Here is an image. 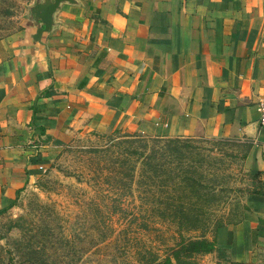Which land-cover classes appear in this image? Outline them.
Segmentation results:
<instances>
[{
  "label": "crops",
  "instance_id": "obj_1",
  "mask_svg": "<svg viewBox=\"0 0 264 264\" xmlns=\"http://www.w3.org/2000/svg\"><path fill=\"white\" fill-rule=\"evenodd\" d=\"M77 1L46 48L0 40V212L79 130L240 142L264 173V0ZM244 210L215 237L233 260L264 244V196Z\"/></svg>",
  "mask_w": 264,
  "mask_h": 264
},
{
  "label": "rangeland",
  "instance_id": "obj_2",
  "mask_svg": "<svg viewBox=\"0 0 264 264\" xmlns=\"http://www.w3.org/2000/svg\"><path fill=\"white\" fill-rule=\"evenodd\" d=\"M31 1L0 0V40L27 29L25 6ZM111 133L79 130L47 155L40 172L0 212L1 264H139L143 256L162 259L172 236L212 239L217 227L242 220L247 194L264 192L245 169V144L186 139L196 147L191 160L196 162L199 186L192 196L178 194V199L168 200L187 209L175 219L171 209L166 210L168 201L161 205L150 196L158 190L133 184L131 190L128 184L109 182L113 177L126 181L123 172L115 173L108 163L111 154L105 149L118 141H111L116 137ZM106 235L111 238L103 242ZM195 261L264 264V244L254 245L242 260H233L226 250L225 258L212 253Z\"/></svg>",
  "mask_w": 264,
  "mask_h": 264
},
{
  "label": "trees",
  "instance_id": "obj_3",
  "mask_svg": "<svg viewBox=\"0 0 264 264\" xmlns=\"http://www.w3.org/2000/svg\"><path fill=\"white\" fill-rule=\"evenodd\" d=\"M29 1L27 0V2ZM111 134L116 136L112 137L111 141L114 142L115 139L118 141L105 149V152L111 154L108 163L112 166L111 169L115 170V173L121 174L123 172L126 181L113 177L110 179V183L120 184L121 187L128 184L131 190L132 184L136 187L144 185L147 189L154 188L158 190V195L153 192L150 196L156 197L157 202L161 205L165 200L167 202L175 197L178 199V194L187 193L186 196H192L195 191L197 192L195 187L199 186V183L195 179L196 162L191 160L196 147L187 144L186 139L188 138H148L142 134H129L122 131H113ZM113 148L117 150L113 151ZM135 175H137L136 180H134ZM261 177L263 180H260ZM251 178L254 184H258V187L264 189V173L251 174ZM250 193L264 196V192L257 189ZM170 209V214L175 219L182 218L187 211L184 203L173 205L172 202H169L166 204V210L169 211ZM221 227L223 226L217 227L215 233ZM190 228L196 230L193 224ZM106 237L107 235L103 237V242H108L111 238L107 237V239ZM215 237L206 239L204 236L184 237L181 234L177 237L172 236V243L162 259L153 256L151 260H147L143 256V259L137 262L139 264H197L196 256L212 253H217L219 257L225 258L226 250L217 247ZM147 252L149 255L152 253L151 251Z\"/></svg>",
  "mask_w": 264,
  "mask_h": 264
},
{
  "label": "water",
  "instance_id": "obj_4",
  "mask_svg": "<svg viewBox=\"0 0 264 264\" xmlns=\"http://www.w3.org/2000/svg\"><path fill=\"white\" fill-rule=\"evenodd\" d=\"M79 6L77 0H32L25 6L26 40L32 50L46 48L44 39L58 27L56 15L62 6Z\"/></svg>",
  "mask_w": 264,
  "mask_h": 264
},
{
  "label": "built area",
  "instance_id": "obj_5",
  "mask_svg": "<svg viewBox=\"0 0 264 264\" xmlns=\"http://www.w3.org/2000/svg\"><path fill=\"white\" fill-rule=\"evenodd\" d=\"M256 109L259 114V124L264 126V99H260L257 102Z\"/></svg>",
  "mask_w": 264,
  "mask_h": 264
}]
</instances>
